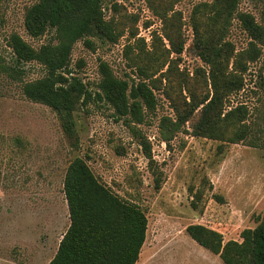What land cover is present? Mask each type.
<instances>
[{"label":"rangeland","instance_id":"rangeland-1","mask_svg":"<svg viewBox=\"0 0 264 264\" xmlns=\"http://www.w3.org/2000/svg\"><path fill=\"white\" fill-rule=\"evenodd\" d=\"M35 1L0 0V264H47L52 258L69 223L62 181L75 157L144 212L145 240L136 264H224L185 229L202 225L219 233L222 244H242V231L264 217V42L248 61L251 39L236 19L222 38L232 48L229 67L238 52L248 66L242 88L228 96L225 108L247 109L244 123L254 146L230 141L236 129L231 122L219 123L212 136L191 135L198 110L173 131L163 119L175 121L192 97L211 90L193 25L207 28L213 0H103L116 41L94 37L92 48L76 41L70 67L93 92L101 62L116 78L144 80L155 106L143 108V120L136 122L118 118L94 97L75 105L73 131L66 133L55 110L22 93L24 83L43 76L42 66L15 62L8 45L13 33L33 49L53 41L52 29L39 37L24 29V12ZM239 9L264 31V0H240Z\"/></svg>","mask_w":264,"mask_h":264},{"label":"trees","instance_id":"trees-1","mask_svg":"<svg viewBox=\"0 0 264 264\" xmlns=\"http://www.w3.org/2000/svg\"><path fill=\"white\" fill-rule=\"evenodd\" d=\"M103 0H36L26 8L23 26L31 37H39L48 29L54 30L53 41L33 49L18 34L8 38L15 62L36 61L44 74L22 85V93L31 101L42 103L55 110L66 133L73 131L72 112L75 105L86 104L94 97L111 106L118 118L143 120V108L152 109L155 97L144 80L116 78L107 64L100 63V79L96 91L87 88L82 79L73 73L70 56L76 41L93 47L92 38L116 41V33L102 11ZM240 0H213L209 5L207 28L200 31L193 25L194 44L199 58L207 66V91L201 98H191L187 108L176 113L175 121H164L173 131L180 128L195 110L199 115L191 125L194 136H212L219 123L236 124L232 142L249 139L250 131L244 123L247 109L238 104L226 109L228 96L237 93L243 85L247 64L242 54L234 55L232 48L222 41L231 19H236L247 33L251 50L245 58L253 61L260 51L257 43L264 42V31L253 16L239 9ZM182 44L175 49L180 53ZM142 72V70H140ZM264 146V145H263ZM62 191L66 200L69 223L63 232L56 251L47 264H136L145 240L147 219L135 203L126 201L101 183L84 159L75 157L68 163ZM187 234L200 246L219 256L224 264H264V217L252 229L241 233L242 244L227 241L221 235L202 225L186 227Z\"/></svg>","mask_w":264,"mask_h":264},{"label":"crops","instance_id":"crops-1","mask_svg":"<svg viewBox=\"0 0 264 264\" xmlns=\"http://www.w3.org/2000/svg\"><path fill=\"white\" fill-rule=\"evenodd\" d=\"M65 199V198H64ZM66 201V200H65ZM199 245V244H198ZM58 246V245H57ZM213 254V253H212ZM216 255V254H215ZM219 257V256H218Z\"/></svg>","mask_w":264,"mask_h":264}]
</instances>
